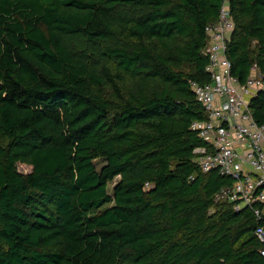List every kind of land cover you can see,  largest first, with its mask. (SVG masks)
I'll return each instance as SVG.
<instances>
[{
	"label": "trees",
	"instance_id": "obj_1",
	"mask_svg": "<svg viewBox=\"0 0 264 264\" xmlns=\"http://www.w3.org/2000/svg\"><path fill=\"white\" fill-rule=\"evenodd\" d=\"M220 3L0 0V264H264V214L214 201L232 179L191 151ZM227 4L230 72L264 81V0Z\"/></svg>",
	"mask_w": 264,
	"mask_h": 264
},
{
	"label": "built area",
	"instance_id": "obj_2",
	"mask_svg": "<svg viewBox=\"0 0 264 264\" xmlns=\"http://www.w3.org/2000/svg\"><path fill=\"white\" fill-rule=\"evenodd\" d=\"M232 27L227 0H221L215 20L203 28L201 52L207 59L204 71L208 80L198 83L189 79L205 115L190 122L203 141L191 151L201 171L216 169L232 179L217 190L214 201L225 199L234 209L248 205L260 218L264 214V123L253 118L249 99L264 87V81L254 63L241 81L230 72L225 51ZM253 233L263 244L258 253L264 258V224L256 226Z\"/></svg>",
	"mask_w": 264,
	"mask_h": 264
},
{
	"label": "rangeland",
	"instance_id": "obj_3",
	"mask_svg": "<svg viewBox=\"0 0 264 264\" xmlns=\"http://www.w3.org/2000/svg\"><path fill=\"white\" fill-rule=\"evenodd\" d=\"M94 162H95V166L98 167L100 165V163L102 162V160L101 159H94ZM17 169L24 173V172L29 170V166L24 165V164H19V165H17ZM116 178L117 177H114L111 181H109L107 183V189L108 190H110V187L113 184V182L116 180Z\"/></svg>",
	"mask_w": 264,
	"mask_h": 264
}]
</instances>
